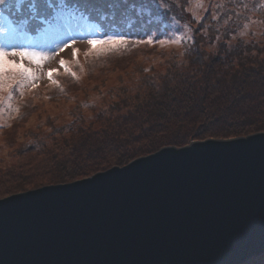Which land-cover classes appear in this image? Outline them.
Here are the masks:
<instances>
[{
	"label": "trees",
	"instance_id": "trees-1",
	"mask_svg": "<svg viewBox=\"0 0 264 264\" xmlns=\"http://www.w3.org/2000/svg\"><path fill=\"white\" fill-rule=\"evenodd\" d=\"M200 1L197 18L191 0H63L88 18L91 38L124 36L134 23L151 31L153 20L190 38L165 56L167 68L143 69L137 81L97 94L99 103L86 94L67 121L47 118L36 132L25 130L11 152L14 165L0 161V199L80 181L162 148L264 133V32L256 37L251 29L264 26L262 0ZM1 11L9 26L28 14L14 0ZM54 22L34 20L27 36L17 34L31 45L46 42ZM246 30L248 38H240ZM243 264H264V254Z\"/></svg>",
	"mask_w": 264,
	"mask_h": 264
},
{
	"label": "water",
	"instance_id": "water-1",
	"mask_svg": "<svg viewBox=\"0 0 264 264\" xmlns=\"http://www.w3.org/2000/svg\"><path fill=\"white\" fill-rule=\"evenodd\" d=\"M262 254L264 133L166 147L0 199V264H243Z\"/></svg>",
	"mask_w": 264,
	"mask_h": 264
},
{
	"label": "rangeland",
	"instance_id": "rangeland-1",
	"mask_svg": "<svg viewBox=\"0 0 264 264\" xmlns=\"http://www.w3.org/2000/svg\"><path fill=\"white\" fill-rule=\"evenodd\" d=\"M190 3L194 4L190 11L196 17L202 12L203 4L200 0H191ZM3 6L0 5V26L7 28L9 24L1 11ZM260 9L263 11L261 19H264L263 0ZM152 23L154 27L148 26L151 31L146 29L144 24H130L127 33L123 36L128 42L125 45L97 44L93 46L89 45V39L102 38H91L89 22L65 8L51 26L46 42L31 45L26 37L16 34L13 41L16 50L35 52L48 59L42 61L39 66L27 60L24 61L25 66L33 69L37 79L20 84L21 77L16 75L14 79L9 78L6 82L0 83L2 88L0 90V161L2 164L8 168L14 165L11 152L15 144L21 141L25 130L36 132L47 118L67 121L68 111L78 100L79 103L83 101L86 94L92 95L94 101L99 103L100 98L97 94H105L119 84L129 83L131 79L137 81L141 70L144 69V72H147L150 68L157 70L167 68L165 56L167 57L171 52L178 53L190 35L187 30L165 28L158 25L155 20ZM251 29L256 37L264 32L263 25L258 27V24H253ZM241 36L240 38L247 39L249 30ZM149 37L153 38L151 44L147 43ZM176 39H179V42L173 43L172 41ZM138 41L144 42L138 43ZM66 44L69 46L65 47ZM15 59L19 61L20 58ZM61 60L65 62L67 71L64 66H61ZM50 70L52 71L51 79L48 75ZM11 79L14 81L7 88L6 85ZM30 189L32 191L37 188L32 186Z\"/></svg>",
	"mask_w": 264,
	"mask_h": 264
},
{
	"label": "snow or ice",
	"instance_id": "snow-or-ice-1",
	"mask_svg": "<svg viewBox=\"0 0 264 264\" xmlns=\"http://www.w3.org/2000/svg\"><path fill=\"white\" fill-rule=\"evenodd\" d=\"M155 3V0H153ZM6 0H0V5H4ZM14 5L17 12H21L25 7L27 8V16H25L19 22H13V24L7 28L0 26V83L6 82L9 78H15L16 75L21 77L20 84L28 80L37 79L35 72L31 67L25 66L24 61L27 60L29 63H34L40 65L42 61L48 59L47 57L41 56L35 52H28L26 50H16L14 46V38L17 33H22L25 36L28 35L29 25L32 21H38L39 24H50L53 20L60 17L63 10L69 7L67 4L63 3L61 0L60 4L54 5L52 0H14ZM147 7V6H146ZM158 7H163L159 4ZM84 20L88 18L85 16L81 17ZM35 31H41L39 27ZM144 41H138V43H143ZM164 43V41H159ZM173 43H178L179 39L173 40ZM89 45H125L127 40L123 36H107L104 39H89ZM147 43H153V38L149 37ZM69 45H65L68 47ZM63 50V49H61ZM75 55V51H74ZM19 57V61L15 58ZM61 66L65 67L67 71L66 64L63 60L60 61ZM49 78L51 79L52 71L50 70ZM73 75H75L73 73Z\"/></svg>",
	"mask_w": 264,
	"mask_h": 264
}]
</instances>
